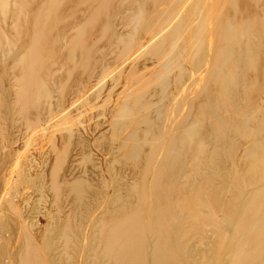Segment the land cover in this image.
Instances as JSON below:
<instances>
[{
  "label": "bare ground",
  "instance_id": "6f19581e",
  "mask_svg": "<svg viewBox=\"0 0 264 264\" xmlns=\"http://www.w3.org/2000/svg\"><path fill=\"white\" fill-rule=\"evenodd\" d=\"M222 7L0 0L13 37L0 59V264H85L52 257L82 232L101 264H181L167 240L177 217L197 233L196 208L263 210L264 0ZM204 187L223 198L202 201ZM33 196L45 226L27 221ZM251 234L264 236V211ZM247 239L229 264H264Z\"/></svg>",
  "mask_w": 264,
  "mask_h": 264
},
{
  "label": "rangeland",
  "instance_id": "374dc122",
  "mask_svg": "<svg viewBox=\"0 0 264 264\" xmlns=\"http://www.w3.org/2000/svg\"><path fill=\"white\" fill-rule=\"evenodd\" d=\"M13 1L14 0H9V4L11 5V7H13ZM243 1L244 0H219V2L222 3V6H223L222 10H225L227 7H230V5L232 4L240 5ZM129 14L130 13H127L125 16L127 17ZM30 16H31V8L27 7L26 10L24 11L23 17L27 19V18H30ZM117 21H118V18H117ZM2 26H3V22L0 16V32H1L0 59L2 57H5V58L8 57V54H6V47H8V45L12 46L11 43H13V40H12L13 37L11 35L7 34L8 38H5L4 34L2 35ZM133 29H134L133 26L128 25L123 30L128 31V30H133ZM68 31L71 33V28H69ZM66 38L67 37L64 34H61L59 40H65ZM87 40H89L90 42L96 41V34L91 33L89 35V38H87ZM186 44L191 45L192 43L186 42ZM181 53H184L183 49L181 50ZM128 85L129 83L127 82L124 89L126 88V90H128L129 89ZM123 95L124 94H120L119 98L120 99L123 98ZM102 118L103 116L100 117V119ZM34 147L35 149L38 150V148L41 147V144L37 142L35 146L33 144L32 148ZM32 148L30 147L29 150ZM21 153L24 156H27L28 150L27 151L23 150ZM185 170H189V168L186 167ZM203 191L204 193H202L200 196L202 201H205L213 197L221 200L224 196V195H221L222 192L219 193L214 188L204 187L201 192ZM223 202L224 201H222V203ZM235 204L233 203L231 205V202L229 203V205H231V213L226 217L220 215V213H216L215 211H211L210 209H207L204 207H200L198 209L196 208L195 211L199 213L201 216L205 217L204 221L200 223L199 230L197 233H195L194 231L183 233L180 229V225L186 224L185 217L181 216V217L176 218V221L171 225V227L173 226L174 227L172 228L170 234L168 235L167 240L170 243L172 249L174 250L176 257L180 260L181 264H229L230 262L233 263L235 259V255H237L239 250L241 249L239 240L242 238H244L245 240L247 238H252L253 244L256 246V248L258 250L262 249V246H264V236L256 237L254 235L253 237L251 234V227L253 224L259 221L260 216L264 211V208L263 210H260V212L258 213H255V214L251 213V214L245 215L243 209L241 207H238ZM45 207L46 205L44 204V199L42 198L41 200L36 199V197L33 196L30 199V202L26 204V208H27L26 210L28 213L27 221H29L30 223H34L38 226H45L47 223L46 222L47 218L45 217L46 216ZM84 229H86V227ZM86 243H88V237L86 233H83V232L82 233H70V235H68L67 237V244H66L67 247L65 246L63 241H59L57 244L58 249L52 252V257L54 256L55 259L56 258L59 259L58 255L65 252V253H69L70 255L69 260L73 261V263L76 262V259L78 260L82 258L85 264H101L100 262H98L97 259L96 260L94 258L88 259V257L91 256V254H88V253L83 254V251H84L83 249L87 247L85 246ZM60 247H63V248H60ZM249 247L251 246H249V244H246V247L242 246V249H246ZM68 249L70 252L68 251ZM186 257L192 258L194 263L186 261V259L183 260ZM3 261L6 264L10 263V261L7 258H5ZM242 264H260L259 254H257L254 258Z\"/></svg>",
  "mask_w": 264,
  "mask_h": 264
}]
</instances>
